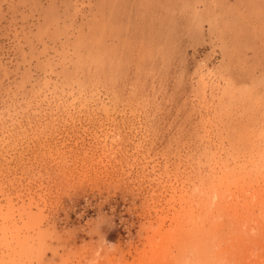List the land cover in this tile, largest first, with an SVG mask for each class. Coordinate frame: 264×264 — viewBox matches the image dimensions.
<instances>
[{"label":"rangeland","instance_id":"rangeland-1","mask_svg":"<svg viewBox=\"0 0 264 264\" xmlns=\"http://www.w3.org/2000/svg\"><path fill=\"white\" fill-rule=\"evenodd\" d=\"M11 263L264 264V0H0Z\"/></svg>","mask_w":264,"mask_h":264},{"label":"bare ground","instance_id":"bare-ground-1","mask_svg":"<svg viewBox=\"0 0 264 264\" xmlns=\"http://www.w3.org/2000/svg\"><path fill=\"white\" fill-rule=\"evenodd\" d=\"M217 184V183H216ZM198 185V184H197ZM211 186V185H210ZM211 190V189H210ZM188 195L189 196H194V198H196V199H200V200H198V205H200V206H209V205H212V201H213V199H214V197H215V194L213 193V195L212 196H210V198H208V195H207V192H205L204 190H201V189H199V190H197V191H193V192H191V193H188ZM188 195H186V196H188ZM219 195V194H218ZM218 200V199H217ZM222 200V199H221ZM222 201H224V200H222ZM193 202V201H192ZM216 202V201H215ZM219 204H221L222 202L220 201V199H219ZM211 203V204H210ZM226 205V204H225ZM226 206H230V204L228 203V205H226ZM206 209V208H205ZM209 209V208H208ZM195 211L193 210V209H191V213H190V216L189 215H187V217H185L184 218V220L185 219H188V223H192L193 224V226H196L197 225V218H196V216H194V215H192L193 213H194ZM217 212V211H216ZM213 215V214H212ZM214 216V215H213ZM197 217H199V216H197ZM212 218V217H211ZM181 220H182V217H181ZM213 220V219H212ZM8 222V221H7ZM183 223V222H182ZM179 228H180V226H179ZM180 232V231H179ZM181 232L183 233V231H182V229H181ZM12 264V263H11ZM26 264V263H25Z\"/></svg>","mask_w":264,"mask_h":264}]
</instances>
